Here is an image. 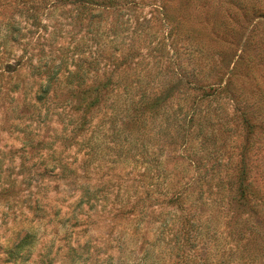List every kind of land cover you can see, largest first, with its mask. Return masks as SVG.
<instances>
[{
	"label": "rangeland",
	"instance_id": "374dc122",
	"mask_svg": "<svg viewBox=\"0 0 264 264\" xmlns=\"http://www.w3.org/2000/svg\"><path fill=\"white\" fill-rule=\"evenodd\" d=\"M263 209L264 0H0V264H264Z\"/></svg>",
	"mask_w": 264,
	"mask_h": 264
},
{
	"label": "trees",
	"instance_id": "16d2710c",
	"mask_svg": "<svg viewBox=\"0 0 264 264\" xmlns=\"http://www.w3.org/2000/svg\"><path fill=\"white\" fill-rule=\"evenodd\" d=\"M214 167H215V165H214ZM245 169H246V166H245ZM244 176H246V175H245V171L243 170V171H241V173H239V177H242V179H241L240 185L237 187L238 193L239 192L241 193V197L244 196L246 190H248V191H252L253 190V188L251 187L252 185H249V187H247L246 181L244 180ZM255 192H256V190H253V194ZM181 199H182V196L178 198V200H181ZM189 225L190 226L187 227V229L186 228H182L180 231L172 234L173 237H172L171 240H175V244H177V247H176L177 251H178L177 256L182 257V261L181 262H183V263L186 262V264H199L196 261L197 257L194 256V255L189 254L188 252H186V249H185L188 246L189 242L192 241L193 238H196V236L194 234L195 229H193L194 224L191 223V221H189ZM257 233L258 232L254 231V234L256 236L258 235ZM169 234H171V233H169ZM259 236H262V235L259 234ZM252 243H254V242H252ZM194 246L195 245H193V247ZM179 251L182 252L181 255H180ZM142 258L143 257H140V259H142Z\"/></svg>",
	"mask_w": 264,
	"mask_h": 264
}]
</instances>
